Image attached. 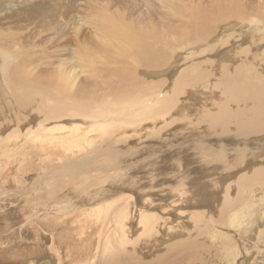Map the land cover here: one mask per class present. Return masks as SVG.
<instances>
[{
	"label": "bare ground",
	"instance_id": "obj_1",
	"mask_svg": "<svg viewBox=\"0 0 264 264\" xmlns=\"http://www.w3.org/2000/svg\"><path fill=\"white\" fill-rule=\"evenodd\" d=\"M128 1L0 0V264H264V0Z\"/></svg>",
	"mask_w": 264,
	"mask_h": 264
},
{
	"label": "rangeland",
	"instance_id": "obj_2",
	"mask_svg": "<svg viewBox=\"0 0 264 264\" xmlns=\"http://www.w3.org/2000/svg\"><path fill=\"white\" fill-rule=\"evenodd\" d=\"M71 1H74V0H70V2ZM110 2L111 1H113V0H109ZM151 1V3H153V7L151 8L149 5L148 6H144L142 3H144V2H147V0H130V1H128L129 2V7H134V8H140V12H143V14H144V16H152V17H154L155 16V14H157V13H159V12H161V11H164V9H166L168 6H166L161 0H150ZM175 2L177 1V0H174ZM254 2H255V4L256 3H258V1H260L261 2V0H253ZM76 7H77V4L78 3H80L81 2V0H76ZM118 2H121V1H118ZM84 3V2H83ZM67 4V3H66ZM74 5H72L71 6V10H73V9H75L76 8ZM128 7V6H127ZM78 9H79V7H77ZM80 8H81V10L82 9H85V7L83 6V5H80ZM120 9L122 10L123 9V7H120ZM76 13H78L77 11H75ZM260 12H262L263 13V16H264V7L260 10ZM74 14V20H77V21H83L81 18H77L78 17V15L77 14ZM129 13V14H128ZM128 13H126V17L127 18H133V15H132V13L130 12V11H128ZM258 15H259V13H258ZM260 16V15H259ZM63 17H66V16H63ZM62 17V18H63ZM81 17V16H80ZM62 18H60V23H63L62 21H64V19L63 20H61ZM124 18H125V15H124ZM65 22V21H64ZM232 22V20H230L228 23H231ZM227 23V24H228ZM65 24L66 23H64V26H65ZM61 27V26H60ZM63 27V26H62ZM71 47H68V49L66 48V49H64V50H60L59 51V57H58V59H56L54 62V64L55 65H61V63H64L65 65H67V64H70V63H73L74 61H75V59H74V54H75V51L73 50V49H70ZM97 53V52H96ZM58 54V53H57ZM94 55V56H93ZM91 56H93L94 57V59H95V57H96V54H95V52H93L92 53V55ZM90 56V58H89V60L88 61H90V62H88L87 61V63H85L87 66H89V68H92V69H94V68H96L97 67V62L94 60H92L93 59V57H91ZM102 56V59H107V60H109L107 57L106 58H104L105 56L104 55H101ZM94 62V64H93V62ZM95 62H96V64H95ZM45 64V66L46 65H53V62L52 61H50V60H46V62L44 63ZM91 65V66H90ZM93 65V66H92ZM94 66H96V67H94ZM99 70V69H98ZM99 72H100V70H99ZM92 87H94V86H92ZM95 88H97L96 86L94 87V89L93 90H96ZM143 92H140V94H142ZM185 111V110H184ZM183 111V112H184ZM182 112V113H183ZM181 114V113H180ZM185 130L183 129V132H184ZM226 139H228L229 141L231 140L230 139V137H226ZM172 140H174L175 142H177L178 141V137L176 136V137H173L172 138ZM182 155V154H181ZM197 160H198V157L196 156V155H187V156H185V161L183 162V164H182V167H181V171H183V172H186V173H189L191 170H192V167L193 166H195L196 164H197ZM203 170V169H202ZM204 177V179H205V176H203ZM214 178L215 179H217V177H216V175L214 176ZM193 183L196 185V186H198L199 187V185L198 184H201L202 185V189H205L206 188V183L204 182V184L201 182V181H197V180H193ZM217 186H221V184H217ZM221 188L224 190V187L223 186H221ZM245 261V260H244ZM243 263V262H242ZM46 264H49V263H46ZM245 264H248V261H246L245 262Z\"/></svg>",
	"mask_w": 264,
	"mask_h": 264
}]
</instances>
